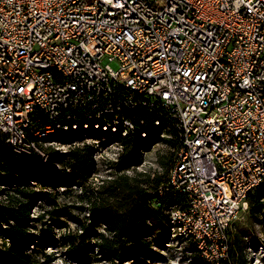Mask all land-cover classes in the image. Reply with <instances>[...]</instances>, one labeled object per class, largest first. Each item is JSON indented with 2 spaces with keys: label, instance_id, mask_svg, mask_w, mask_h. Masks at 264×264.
<instances>
[{
  "label": "built area",
  "instance_id": "built-area-1",
  "mask_svg": "<svg viewBox=\"0 0 264 264\" xmlns=\"http://www.w3.org/2000/svg\"><path fill=\"white\" fill-rule=\"evenodd\" d=\"M138 108L148 121L125 115ZM160 127L176 145L158 189L186 199L167 210L172 236L217 263L264 181V0H0V140L14 152L45 161L57 132Z\"/></svg>",
  "mask_w": 264,
  "mask_h": 264
},
{
  "label": "trees",
  "instance_id": "trees-1",
  "mask_svg": "<svg viewBox=\"0 0 264 264\" xmlns=\"http://www.w3.org/2000/svg\"><path fill=\"white\" fill-rule=\"evenodd\" d=\"M125 115L133 120L150 119V114L143 108L125 111ZM161 128L150 133L147 138L136 136L126 138L117 133L91 129L87 133L92 138L105 136L110 142L120 143L123 153L118 158L117 166H123L128 170L132 166L130 162L135 163L138 149L151 142L165 141L171 148L175 147V132L171 129L166 130L171 138L162 139L159 136ZM81 136L82 132L77 131L75 137L81 139ZM70 137L67 133L57 132L48 140L64 142ZM44 150L47 155L45 161L37 154H17L10 145L0 140V239L2 240L0 258L8 264L38 263L35 255L32 254L35 251L26 252V250L36 240L30 232V228L34 227L32 223L42 222L44 218L43 214L37 218L31 217L32 209L39 201L53 206L50 211L46 210V213L56 224H62L58 219L66 217L80 225L82 229L80 234L64 236L63 240L69 247L70 256L81 262L87 258L89 252L94 251V247L108 259L114 260H122L145 252L150 249L153 241L148 240L154 234L152 223L166 221L170 227L168 208L171 205L183 206L186 202L183 194L159 191L158 188L164 184L167 176L164 181L160 177L155 178L152 181L153 188L149 189L132 183L136 181L135 178L124 174L112 180L103 195L92 198L84 185L96 169L93 158L94 147L84 144L63 155L58 154L51 147L46 146ZM173 162L174 153L170 168ZM72 183L84 188L82 201L91 206L93 223L95 222L96 226H99V223L105 226V234H94L88 230L69 210L72 206L56 208L55 197H52V192L48 188L70 186ZM63 193L66 194L67 190L64 189ZM248 211L256 220L264 221V181L249 194ZM230 232L231 230L229 237ZM89 235L96 236L97 244L87 242ZM176 240L187 242L188 247L185 251L189 253L190 264H248L243 253L242 241L233 236L229 242L226 258L218 260L217 263L204 260L191 241L179 237ZM44 243L45 240L39 239L36 245L43 248Z\"/></svg>",
  "mask_w": 264,
  "mask_h": 264
},
{
  "label": "rangeland",
  "instance_id": "rangeland-1",
  "mask_svg": "<svg viewBox=\"0 0 264 264\" xmlns=\"http://www.w3.org/2000/svg\"><path fill=\"white\" fill-rule=\"evenodd\" d=\"M95 142L100 145L101 150L95 162V172L86 180L84 185L92 198L103 195L110 182L121 174L135 178L136 181L132 183L149 189L153 188L154 183L152 181L155 178L160 177L163 181L166 179L172 163L173 149L165 141L151 142L138 149L134 159L135 163L130 162L132 166L128 170H125L123 166H117L118 158L123 150L105 136L81 137V139L70 137L64 142L47 145V147H51L58 154L63 155L75 147H81L84 144L94 145ZM59 166L61 167V165ZM84 188L77 183H72L70 186L49 187L48 190L52 192V197H55L56 208L72 206L69 207V210L81 220L88 230L94 234H105V226L101 223L96 226L95 222L93 223L90 212L91 206L82 201ZM64 189L67 190L66 194L63 193ZM52 208V205L39 201L32 209V218L44 215L42 222L32 223L34 227L30 228V232L36 240L26 250V252L35 251L32 254L35 255L37 264H190L189 253L185 251L188 247L187 242L176 240L172 236V231L166 221L152 223L154 234L148 240L153 241L150 249L145 252L122 260H114L108 259L105 254H101L94 247V251L89 252L84 261H77L70 256L69 247L64 243L63 237L80 234L82 229L80 225L66 217L58 219L62 224H56L46 213V210L50 211ZM90 224L92 225L90 226ZM232 236L242 241L243 253L248 264H264V221L256 220L250 211H247L234 220L231 226L230 240ZM39 239L46 241L43 248L36 245ZM87 242L97 244L96 236L89 235ZM1 243L2 240L0 239V250H2ZM0 264L8 263L0 258Z\"/></svg>",
  "mask_w": 264,
  "mask_h": 264
}]
</instances>
